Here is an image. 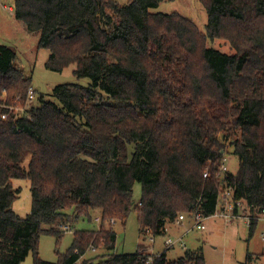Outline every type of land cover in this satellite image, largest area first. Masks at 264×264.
<instances>
[{
  "label": "trees",
  "instance_id": "trees-1",
  "mask_svg": "<svg viewBox=\"0 0 264 264\" xmlns=\"http://www.w3.org/2000/svg\"><path fill=\"white\" fill-rule=\"evenodd\" d=\"M167 1L14 0L15 20L50 51L46 68L76 66L91 84L56 87V103L43 97L18 114L32 80L15 50L0 46V264L31 253L34 264H54L39 257L41 236L61 237L59 228L97 211L101 229L74 232L56 264L97 250L104 254L83 264H206L201 251L172 262L173 248L153 256L143 244L115 254L111 221L125 226L135 210L140 236L157 238L181 215L211 218L229 191L244 215L264 210V0H197L205 33L178 13L152 12ZM214 41L232 52L210 48ZM227 156L236 174L222 171ZM15 181L30 184L26 218L13 210Z\"/></svg>",
  "mask_w": 264,
  "mask_h": 264
},
{
  "label": "rangeland",
  "instance_id": "rangeland-1",
  "mask_svg": "<svg viewBox=\"0 0 264 264\" xmlns=\"http://www.w3.org/2000/svg\"><path fill=\"white\" fill-rule=\"evenodd\" d=\"M119 5L125 6L129 0H116ZM9 7L14 8V0H0V46H7L16 52V67L31 78V86L36 93L31 107L40 105L41 98L56 103L52 97L56 87L78 84L82 87H89L91 81L88 79L78 80L75 77L76 66H71L62 73H56L46 68L50 57V51L38 47L40 36L29 33L25 26L13 17L8 11ZM153 13L172 14L178 13L193 21L201 32L205 33L208 23L207 11L197 0H172L162 3ZM210 48H215L223 53H230L232 50L221 41L209 42ZM23 114V113H22ZM228 143L226 144L228 151ZM133 149L130 148V153ZM228 169L236 174L239 162L234 156H227ZM16 188L21 189L19 198L13 205L14 212L21 218H26L32 209V196L30 184L27 181H15ZM142 196L141 184L136 183L133 191V200L136 206L139 205ZM93 221L79 220L72 225V234L62 233L61 237L43 234L39 241V257L41 260L56 264L59 255L65 254L72 246L74 232L96 231L101 228L102 223L96 219L100 213L93 212ZM112 224V223H111ZM193 223L187 220L181 227L173 229L164 236L143 238L140 236L137 212L132 211L126 225L121 223L112 224L117 235L115 254L132 255L137 252L138 246L143 244L149 248V253L157 256L166 249L165 240L167 236L174 239L186 233ZM206 231H191L183 239L186 249L176 245L168 252L169 261H177L184 257L187 252L201 251L206 264H264V221L257 223L253 232L250 231L247 220L238 218L231 221L210 218L205 223ZM46 228V227H44ZM104 253L100 250L88 252L78 264L101 257ZM249 258H251L249 260ZM22 264H34V255L31 253Z\"/></svg>",
  "mask_w": 264,
  "mask_h": 264
},
{
  "label": "built area",
  "instance_id": "built-area-1",
  "mask_svg": "<svg viewBox=\"0 0 264 264\" xmlns=\"http://www.w3.org/2000/svg\"><path fill=\"white\" fill-rule=\"evenodd\" d=\"M35 96H36L35 91L33 90V88H30V90L28 91V96H27L28 99H27L26 107L17 108L16 109L17 113L19 114V113L29 110L31 108V104L34 102ZM222 171L223 172L228 171L226 159L224 160ZM204 177L207 178V175H205ZM232 194L233 193L229 191L220 196V199H219L220 206L218 208V211L211 218H216L218 220H225V221H231L234 219L242 218V219L247 220L248 224H250V222L252 221H257V222L262 221V220L264 221V210H262L260 213L256 215H251L250 213H248L247 215H244L245 207H243L242 202H235L232 199ZM235 207L238 208L237 213L235 212ZM209 219L210 218H205L201 213H195L194 215H190V216L189 215L179 216L177 222L175 223L176 225H181L187 220H190L193 223V225L186 233H184L182 236L176 239H174L173 237L167 236L165 240L166 249L174 248L178 244L180 245L181 248L185 249L183 239L186 236V234H188L191 231H199V232L206 231L205 223ZM96 222L101 223V218L100 217L97 218ZM111 223L114 224L115 222L112 220ZM62 230L64 233L72 234V229L70 226L63 227ZM168 232L169 230L166 228L165 235L168 234ZM150 237H151V234H150ZM153 240H154L153 237H151V242H153ZM148 263L154 264L153 258H149Z\"/></svg>",
  "mask_w": 264,
  "mask_h": 264
},
{
  "label": "crops",
  "instance_id": "crops-1",
  "mask_svg": "<svg viewBox=\"0 0 264 264\" xmlns=\"http://www.w3.org/2000/svg\"><path fill=\"white\" fill-rule=\"evenodd\" d=\"M8 11L10 12V14L13 13V17H14V8L12 7H9ZM15 18V17H14ZM14 186H15V183L13 182ZM16 187V186H15ZM263 221V220H262ZM260 222V221H258ZM183 225V224H182ZM182 225H176V224H171V225H168L167 226V229L170 231H172L173 229H177V227H181ZM249 228H250V224H249Z\"/></svg>",
  "mask_w": 264,
  "mask_h": 264
}]
</instances>
